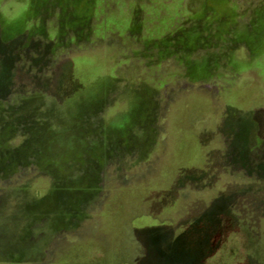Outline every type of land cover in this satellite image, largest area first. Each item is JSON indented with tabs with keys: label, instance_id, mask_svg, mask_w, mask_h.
Segmentation results:
<instances>
[{
	"label": "rangeland",
	"instance_id": "obj_1",
	"mask_svg": "<svg viewBox=\"0 0 264 264\" xmlns=\"http://www.w3.org/2000/svg\"><path fill=\"white\" fill-rule=\"evenodd\" d=\"M0 264H264V0H0Z\"/></svg>",
	"mask_w": 264,
	"mask_h": 264
}]
</instances>
